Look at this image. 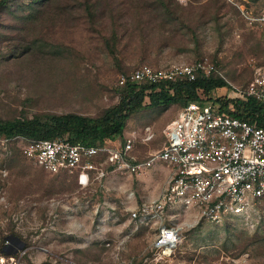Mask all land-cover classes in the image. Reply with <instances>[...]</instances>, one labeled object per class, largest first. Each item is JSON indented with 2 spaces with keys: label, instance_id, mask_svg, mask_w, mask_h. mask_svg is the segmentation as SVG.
<instances>
[{
  "label": "rangeland",
  "instance_id": "1",
  "mask_svg": "<svg viewBox=\"0 0 264 264\" xmlns=\"http://www.w3.org/2000/svg\"><path fill=\"white\" fill-rule=\"evenodd\" d=\"M242 7L260 12L264 0H7L0 118L99 116L120 102L121 75L145 63L168 68L200 58L216 63L231 86L212 96L238 98L264 65L260 30ZM180 107L140 110L122 138L136 134L137 155L149 157ZM26 140L0 137V264H264V203L219 222L185 207L169 210L179 236L162 255L154 248L157 223H141L132 211L165 188L166 166L144 175L109 171L83 188L75 176L25 157Z\"/></svg>",
  "mask_w": 264,
  "mask_h": 264
},
{
  "label": "built area",
  "instance_id": "2",
  "mask_svg": "<svg viewBox=\"0 0 264 264\" xmlns=\"http://www.w3.org/2000/svg\"><path fill=\"white\" fill-rule=\"evenodd\" d=\"M245 19L260 31L264 41V9L241 8ZM208 58L168 68L148 63L120 77L128 82L153 83L196 79L217 69ZM255 96L264 101V65L258 68L238 98ZM215 98L192 99L180 107L166 125L163 146L149 157L136 153L138 137L131 133L108 138L103 144L71 142L68 136L28 139L22 146L25 157L53 174L75 176L81 187L90 186L109 171L144 175L157 163L170 167L167 185L155 199L136 204L132 218L158 226L154 248L159 254L177 245L179 226L168 220L169 210L185 207L197 216L219 222L229 216L247 215L264 203V127L223 110ZM236 103L229 104L235 109ZM146 141L155 137L147 128ZM157 253V252H156Z\"/></svg>",
  "mask_w": 264,
  "mask_h": 264
},
{
  "label": "trees",
  "instance_id": "3",
  "mask_svg": "<svg viewBox=\"0 0 264 264\" xmlns=\"http://www.w3.org/2000/svg\"><path fill=\"white\" fill-rule=\"evenodd\" d=\"M7 0H1L0 11ZM218 68L208 76L198 75L196 79L162 81L153 83H126L120 102L107 108L99 116L68 112L43 116L0 118V137L8 139H54L65 137L71 142L86 145L103 144L108 138L122 137L131 116L147 107L171 105L201 97L211 98L212 92L223 87H231L229 81L218 74ZM223 104V110L264 127V101L255 96L242 98H216ZM235 104V109L229 107Z\"/></svg>",
  "mask_w": 264,
  "mask_h": 264
},
{
  "label": "crops",
  "instance_id": "4",
  "mask_svg": "<svg viewBox=\"0 0 264 264\" xmlns=\"http://www.w3.org/2000/svg\"><path fill=\"white\" fill-rule=\"evenodd\" d=\"M178 114V113H177ZM166 166L164 169H162V172H166V174H168V177H169V173H170V171H171V169H170V167L169 166H167V165H165V164H161V166ZM166 185H167V181H166ZM165 185V186H166ZM161 192H158V195L157 196H159V194H160ZM155 195V194H154Z\"/></svg>",
  "mask_w": 264,
  "mask_h": 264
}]
</instances>
